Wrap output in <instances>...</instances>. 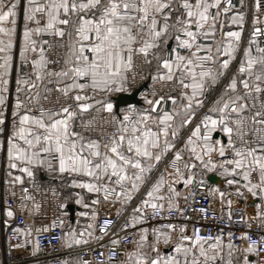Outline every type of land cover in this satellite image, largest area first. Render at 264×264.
I'll list each match as a JSON object with an SVG mask.
<instances>
[{
    "label": "snow or ice",
    "instance_id": "obj_1",
    "mask_svg": "<svg viewBox=\"0 0 264 264\" xmlns=\"http://www.w3.org/2000/svg\"><path fill=\"white\" fill-rule=\"evenodd\" d=\"M249 14V37L241 48ZM262 40L264 0H0V152L3 183L17 201L3 208L5 226L18 213L40 211L33 192L42 189L37 172L44 170L61 180L71 177L66 187L95 194L93 220L101 202L127 207L140 197L118 229L134 227L135 232H114L105 252L99 240L111 231L112 219L99 225V237L93 223L79 233L62 230L63 247L88 248L91 255L95 250L89 245L96 241L101 251L95 261L70 253L56 264H264V235L252 239L241 232L243 246L233 243L231 231L225 243L222 235L203 236L195 226L189 232L186 223H167L151 233L136 227L149 215L183 217L197 187L218 194L222 210L227 202L231 222L233 201L208 184V174L217 173L234 188L237 200L255 198L252 219L264 229ZM146 78L152 81L140 92L146 107H118L113 94L129 92ZM212 92L216 95L205 114L176 147L180 131ZM217 129L227 143L213 138ZM43 190L58 199L53 228L63 229L69 201L90 207L81 192L59 199L56 188ZM79 215L88 217L89 211ZM240 220L250 226L246 214ZM35 231L39 235L49 227ZM12 233L27 239L10 243V249L33 244L31 227L17 226ZM129 235L130 249L122 245ZM38 250L36 240L31 251Z\"/></svg>",
    "mask_w": 264,
    "mask_h": 264
},
{
    "label": "built area",
    "instance_id": "obj_2",
    "mask_svg": "<svg viewBox=\"0 0 264 264\" xmlns=\"http://www.w3.org/2000/svg\"><path fill=\"white\" fill-rule=\"evenodd\" d=\"M234 2L238 3V0H234ZM248 3H251V0H248ZM251 28V19L250 14L249 17L246 19L243 25L242 31V40H241V48L246 46L247 39L249 37V32ZM48 39V37H44ZM264 44V40L261 41ZM239 60V53L237 54L236 61L233 62L231 65L229 72L236 67V62ZM15 75V74H14ZM13 75V76H14ZM144 81H137V83L133 86V89L127 93H131L137 87H139ZM152 81H148L145 86V91L147 90L148 84H151ZM219 91V87H217L216 92ZM11 96L9 97L8 103V110L6 114L8 115L9 119H11V104L12 101L15 99V81L13 79L11 84ZM216 92L209 97L207 102L205 103L204 107L200 109L196 116L194 117L193 121L190 123L189 127L183 133L182 137L179 138V141L176 144L178 147L182 138H184L187 133L189 132L190 127L197 121L202 115H204L206 111V106L209 102L215 97ZM116 95V94H114ZM113 95V96H114ZM95 114V113H91ZM84 119L89 118V114H85ZM79 122V121H77ZM251 132H248L245 135V139H251ZM237 146H239V142H237ZM171 156V153L168 154ZM231 158V156H228ZM163 167V164H161ZM155 175V173H154ZM42 185V189L39 192H33L37 201L41 202V209L38 213L29 215L27 212L23 214L15 215L8 226H5L4 221L7 219L3 215V208L6 205H10L15 207L17 201H14L11 198V193L9 189V185L0 181V231L2 235V240L0 242V264H56L58 259H64L68 254H75L76 256L83 257L89 260H97L99 259V252L101 251L100 248L97 246V242L93 241L90 243L89 247L94 249L95 251L89 255L88 248H81L79 247L73 251H67L65 247H63L59 242V237L61 236V231H64V225L68 220V210L66 215L63 217L64 225L63 229L61 226L57 224L56 227L51 226V222L53 219H56L59 216L57 211V203L58 199L52 197L51 191L45 192L44 188H56L57 192H60L59 199H63V190L61 187L54 183L49 182H41L37 181ZM210 185V183L208 182ZM147 187L145 185L141 188V193H143L144 188ZM47 197V198H46ZM194 197V198H193ZM193 197L188 199V206L184 213V216L181 217L176 213L168 214L165 217L156 216L153 218L151 215L147 218V220L136 227H147L149 229V233H151V229L153 227H162L167 223H186L188 225L189 232L191 231L192 227H198L200 229V234L203 236L208 235H222L225 243L227 242V233L231 231L233 233V243L237 245L246 246V241H242L239 239L241 232H248L249 236L252 239H257L259 235H264V229H261L259 222L257 220L252 219L254 216V208L253 203L249 204L243 201V199L237 200V197L234 191L227 192V198H230L233 201L231 206L232 208V219L231 222L227 219V212H228V205L227 202L225 205H222L218 202H215L212 198L211 192L208 191L207 188H199L197 187L193 192ZM139 195L135 196L134 199L129 202L127 207H123L119 211H115L111 207H100L99 205L96 206V211L98 212L97 217L95 220L92 219L91 223H93L94 228L93 232L94 235L99 237L101 234L98 231L99 225L103 223L105 218L112 219L113 224L111 226V231L108 232L107 235L103 236V239L99 240L100 244L105 245L104 251L107 252L108 249L111 247L108 244L109 238H113V233L117 232L118 235L123 236L126 232H135L136 228L130 227L124 231H119L118 229L122 226L125 219L131 213L132 208L135 207L136 203L139 201ZM181 207H184L183 198L180 200ZM200 208L205 209L203 213L199 211ZM93 209H91L92 211ZM246 214L250 221V226L246 225L245 223L241 222L240 216ZM44 225L49 227L48 232H41L37 235L35 229L40 228ZM31 227L32 235L31 239L33 244H25L23 248L18 249H10V243H22L26 237H17L12 233V228L14 227ZM132 239L131 235L128 236L126 241H122L123 244H127L129 249L132 247ZM36 240H39V250L33 253L31 251L32 247L34 246ZM165 252L168 251L167 248L164 249ZM250 259H255V257L250 255Z\"/></svg>",
    "mask_w": 264,
    "mask_h": 264
},
{
    "label": "crops",
    "instance_id": "obj_3",
    "mask_svg": "<svg viewBox=\"0 0 264 264\" xmlns=\"http://www.w3.org/2000/svg\"><path fill=\"white\" fill-rule=\"evenodd\" d=\"M20 25H21V27H18V32L19 31H22V20L20 21V22H18ZM233 30H235V26H233ZM18 45H19V39L17 38V40H16V42H15V47H14V52L16 53V56H17V58H18V55H19V53H18ZM170 46H172V45H170ZM15 73H13V75H14ZM213 94V92L212 93H210V94H208V99H209V97L211 96ZM114 95V94H113ZM139 96H140V94H139ZM140 98H141V96H140ZM214 99V98H213ZM212 101V100H211ZM211 102H209L208 103V105L206 106V110H207V108H208V106H209V104H210ZM127 106V105H126ZM126 106H123V107H126ZM135 107H146V105H144L143 104V101H142V98H141V103L139 104V105H134ZM206 112V111H205ZM205 114V113H204ZM203 116V115H202ZM201 116V117H202ZM200 117V118H201ZM194 119V118H193ZM191 123V122H190ZM195 123H196V121H195ZM195 123L191 126V127H194L195 126ZM190 125V124H189ZM189 125L188 126H185L181 131H180V136H179V138L180 137H182V135H183V133L186 131V129L189 127ZM191 127H190V129H189V132L187 133V135L190 133V130H191ZM216 131H218L220 134H219V136H217V137H214V132L212 133V136H213V138L214 139H221L222 140V142L223 143H227V137L226 136H224L223 135V133H221L220 131H219V129H217ZM186 135V136H187ZM186 136L184 137V138H182V140L180 141V143H179V145H178V148L182 145V143H183V140L186 138ZM221 136H223L224 137V139H222L221 138ZM185 158H187V156L185 155ZM210 175H213V180L211 181V180H209V176ZM153 176H154V174H153ZM3 179H4V165H3V162H2V152H0V181L2 180L3 181ZM65 180L68 182V185H70V183H71V177H68V176H65V178H64V180H61L55 173H53V174H49V173H47L46 171H44V170H40V171H38L37 172V181H41V182H49V183H54V184H57L58 185V183H60V182H64L65 183ZM208 182L210 183V186H212V187H217V188H219V190L220 191H223V192H225V194H226V197H227V192L228 191H234V188L233 187H230V186H228V185H226L225 183H224V178L222 177V176H219L217 173H210V174H208ZM182 187V186H181ZM69 189H71L72 191H73V193H75V192H81L82 193V195L84 196V198H85V201L87 202V203H89V205H90V210L92 209V205H91V199L94 197V195L95 194H89V193H87L86 191H82L81 189H78V188H76V189H73V188H71V187H69ZM211 195H212V198H213V200L215 201V202H219L220 204H221V198L219 197V195L218 194H216V193H212L211 192ZM241 199H243V201L244 202H246V203H249V204H252L254 201H255V198H251V197H249V198H241ZM258 202V201H257ZM69 203H71V204H74L75 205V210H74V213H73V215H72V218H71V216H70V213H69V211H68V220H67V222H66V224L64 225V231L66 232V230H67V228L69 227V225H71L74 229H75V231H76V221H77V218H78V213L80 212V210H81V208L83 207L82 205H77V204H75V202L74 201H71V202H69ZM225 203H226V201H225ZM222 205V204H221ZM225 205V204H224ZM100 207H111V208H113L115 211H119V210H121L123 207L122 206H119V205H116V204H106V203H103V202H101V204L99 205ZM78 233L80 232V231H77ZM1 240H2V235H1V231H0V242H1ZM79 247H75V248H72V249H68V248H66V250L67 251H73V250H76V249H78ZM76 255L75 254H71V257H75ZM70 257V255L68 254L67 256H66V258H71Z\"/></svg>",
    "mask_w": 264,
    "mask_h": 264
},
{
    "label": "water",
    "instance_id": "obj_4",
    "mask_svg": "<svg viewBox=\"0 0 264 264\" xmlns=\"http://www.w3.org/2000/svg\"><path fill=\"white\" fill-rule=\"evenodd\" d=\"M146 86V82H143L139 87H137L134 91H132L131 93H122V94H116L114 95V101L117 104L118 107H123L129 104L132 105H139L141 103V98L139 96L140 92L145 88ZM138 89V90H137ZM219 132L215 131L214 132V137L219 136ZM222 139H224L223 136H221ZM209 180H213V175L209 176ZM75 205L68 203L67 204V210L70 213V216L72 218V215L74 213L75 210Z\"/></svg>",
    "mask_w": 264,
    "mask_h": 264
},
{
    "label": "rangeland",
    "instance_id": "obj_5",
    "mask_svg": "<svg viewBox=\"0 0 264 264\" xmlns=\"http://www.w3.org/2000/svg\"><path fill=\"white\" fill-rule=\"evenodd\" d=\"M69 193L66 192V196L68 195ZM83 211H89V216L88 217H82L79 215L80 212H83ZM80 212L78 213V218H77V221H76V231H82V230H85L87 229V226L89 223H91L92 221V218H91V210L90 208L89 209H84L83 207L81 208ZM71 229H74L71 225H69V227L67 228L66 232L67 231H70Z\"/></svg>",
    "mask_w": 264,
    "mask_h": 264
},
{
    "label": "trees",
    "instance_id": "obj_6",
    "mask_svg": "<svg viewBox=\"0 0 264 264\" xmlns=\"http://www.w3.org/2000/svg\"><path fill=\"white\" fill-rule=\"evenodd\" d=\"M153 67H154V64H153ZM144 71H145V74L147 75V72L149 71V69L148 68H145L144 69ZM151 79L150 78H146V83L148 82V81H150ZM142 91H145V88L142 90ZM141 107V106H140ZM58 185L61 187V189L63 190V197H65L66 196V192H72L73 193V191L71 190V189H69V187H66L65 186V183L64 182H60V183H58ZM69 202H71V201H69ZM68 202V203H69Z\"/></svg>",
    "mask_w": 264,
    "mask_h": 264
}]
</instances>
